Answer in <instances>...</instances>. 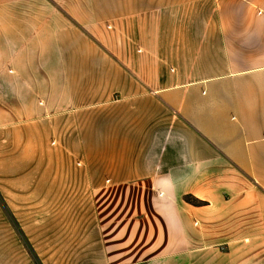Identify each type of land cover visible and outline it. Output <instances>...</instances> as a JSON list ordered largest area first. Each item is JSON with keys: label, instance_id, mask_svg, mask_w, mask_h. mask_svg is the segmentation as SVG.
I'll use <instances>...</instances> for the list:
<instances>
[{"label": "crops", "instance_id": "crops-1", "mask_svg": "<svg viewBox=\"0 0 264 264\" xmlns=\"http://www.w3.org/2000/svg\"><path fill=\"white\" fill-rule=\"evenodd\" d=\"M0 264H264V0H0Z\"/></svg>", "mask_w": 264, "mask_h": 264}, {"label": "rangeland", "instance_id": "rangeland-1", "mask_svg": "<svg viewBox=\"0 0 264 264\" xmlns=\"http://www.w3.org/2000/svg\"><path fill=\"white\" fill-rule=\"evenodd\" d=\"M21 228V227H20ZM17 231V230H16ZM19 232V231H18Z\"/></svg>", "mask_w": 264, "mask_h": 264}]
</instances>
